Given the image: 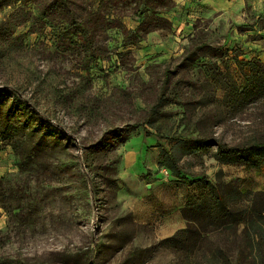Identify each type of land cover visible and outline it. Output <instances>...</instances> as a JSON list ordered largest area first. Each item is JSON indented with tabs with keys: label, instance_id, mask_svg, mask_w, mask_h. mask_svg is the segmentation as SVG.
Listing matches in <instances>:
<instances>
[{
	"label": "rangeland",
	"instance_id": "374dc122",
	"mask_svg": "<svg viewBox=\"0 0 264 264\" xmlns=\"http://www.w3.org/2000/svg\"><path fill=\"white\" fill-rule=\"evenodd\" d=\"M27 8L40 14L33 3ZM12 12L0 7V22ZM161 15L171 24L143 39L132 33L138 18H124L132 31H109L110 50L98 57L80 44L82 24L59 18L44 25L32 18L0 40V87L8 89L0 93V264H264V213L211 233L201 220L191 226L200 237L180 239L179 247L134 222L118 194L128 129L129 138L138 130L155 133L170 150L212 136L238 144L251 124L249 112L227 114L225 89L211 66L243 84L250 67L237 60L253 59L251 42L264 36V0L231 7L174 0ZM98 36L96 44L104 46V31ZM197 44L226 55L202 51L184 64ZM15 93L30 109L10 105ZM162 94L168 103L155 113ZM214 150L184 154L182 169L190 178L216 179L226 191L264 189V173L216 163Z\"/></svg>",
	"mask_w": 264,
	"mask_h": 264
},
{
	"label": "trees",
	"instance_id": "16d2710c",
	"mask_svg": "<svg viewBox=\"0 0 264 264\" xmlns=\"http://www.w3.org/2000/svg\"><path fill=\"white\" fill-rule=\"evenodd\" d=\"M30 3L36 5L35 9H38L40 14L32 15V12L27 8ZM96 3V8H92V4ZM173 4L174 0H5L0 4V7H11L13 12L7 20L0 22V40L2 42L13 38L17 28L27 24L32 18L41 25L47 24V19L54 21L55 18H59L68 23L71 21L74 25L82 24L77 30L82 38L79 40L80 44H83L86 51L92 50V56L98 57L103 53L106 55L110 50L109 31L124 27L126 32L132 31L125 26L124 18H138L140 24L132 33L136 38L143 39L150 31L171 24L161 14L170 10ZM103 31L104 46L96 44L98 43V33ZM19 38L20 36H16L14 39L19 40ZM69 43L73 42L63 41L64 45H69ZM202 51L211 52L213 56L218 57L226 55V52L221 48L208 44H197L184 56L183 63L192 65L196 59L205 55ZM237 61L239 64L250 67V72L245 74L243 84H239L231 73L221 70L218 66H211V68L215 70L225 89L221 104L225 106L227 114L235 117L237 114L249 112L248 117L251 124L248 125V134L245 139L238 144H230L217 140L213 136L203 137L190 141H179V144L175 143L170 150H162L161 166L168 168L174 176L181 178L187 184L200 182L204 183V187L207 189L205 194L183 208V215L188 220V225L175 235L163 239V242L169 245L181 247L180 239L200 237L201 232L195 231L191 226L201 220L206 221V224L202 225L204 230H207L208 225L212 227L208 232L211 233L225 227L239 226L246 222L247 215L257 213L258 216H261L264 213V190L259 192L243 191L237 186L230 185L226 191L223 189L222 182L212 183L205 176L188 179L180 166L184 154L210 152L215 147L213 155L220 164L243 165L248 169L264 173V65L257 58L238 59ZM7 90L5 86L0 87V93H7ZM18 94H14V100L10 105L20 111L30 109L31 104ZM167 103L168 100L162 94L152 110L157 113ZM149 123L153 125L155 121L149 120ZM132 129L126 131L121 144L129 139ZM177 152L181 155H177Z\"/></svg>",
	"mask_w": 264,
	"mask_h": 264
},
{
	"label": "crops",
	"instance_id": "0c3cea01",
	"mask_svg": "<svg viewBox=\"0 0 264 264\" xmlns=\"http://www.w3.org/2000/svg\"><path fill=\"white\" fill-rule=\"evenodd\" d=\"M212 1L219 7H231L237 3V0ZM152 33L148 37L153 35ZM247 43L249 44L250 41ZM251 44V58H258L264 65V36ZM135 135L142 138L135 141L133 140ZM144 135H146L145 138ZM158 141L155 133L148 134L144 130H138L123 144L122 164L118 175V194L123 204L130 210L134 222L149 225L161 231V237L164 239L187 227L188 220L183 215V208L205 194L207 189L204 185L199 186L200 182L191 185L185 181L181 182V178L174 176L168 168L161 166L162 150L166 148L160 147L161 143ZM211 157L219 163L213 154ZM183 174L188 179H192L189 173ZM198 177L201 176L194 178ZM205 178L216 183V179L212 180L207 175Z\"/></svg>",
	"mask_w": 264,
	"mask_h": 264
}]
</instances>
